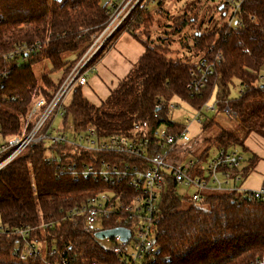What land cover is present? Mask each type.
I'll list each match as a JSON object with an SVG mask.
<instances>
[{"label": "trees", "instance_id": "obj_1", "mask_svg": "<svg viewBox=\"0 0 264 264\" xmlns=\"http://www.w3.org/2000/svg\"><path fill=\"white\" fill-rule=\"evenodd\" d=\"M163 1H158L157 10ZM225 7L223 2L216 6L220 17L224 16ZM106 11L100 0H0L2 137L20 132L36 100L52 97L105 29ZM154 13L138 6L102 43L90 66L124 33L140 42L144 52L99 104L84 97L83 86L75 87L66 105L63 124L70 117L76 132L94 128L100 136L128 134L142 122L147 123L149 134L161 125L179 133L185 125L171 121L168 110L171 100L178 98L196 111L214 98V110L222 113L228 107L235 114L233 121L242 135L224 129L214 119L203 118L201 130L217 132L206 140L208 147L195 157L196 167L191 174H198V167L210 156V148L238 147L244 160L238 170L230 173L244 181L258 162L255 155L248 153L244 142L251 134L264 139V79L260 77L264 69V0H244L237 12V22L230 28L228 23H221L203 33L200 30L190 33L188 39L201 56L195 63L174 62L167 55L168 49L151 45L150 29L157 22ZM195 22V16L175 18L174 25L178 26L175 31L192 27ZM158 40L164 44L167 39ZM77 51L78 57L62 59L64 53ZM218 55L221 59L214 64L208 82L191 97L187 91L190 72L202 59L213 61ZM195 56H198L196 52L187 60ZM43 61L49 63L50 70L38 79L32 67ZM61 69L64 74L56 82L51 75ZM238 86L237 96L231 97ZM49 123L50 120L46 127ZM65 149V146H46L43 142L31 144L0 171L1 225L34 227L53 221L58 223L54 228L37 229L31 234L34 241L44 243L47 260L117 264V257L94 238L96 228L57 222L69 207L99 188L93 181H75L60 174L56 164L46 162L49 151ZM187 201L172 190L161 195L157 204V254L151 264H264V202L244 197L236 190L203 195L199 205ZM111 227L112 223H105L99 229ZM18 242L15 234L0 233V264H44L42 259L23 262L14 258L12 253ZM53 250L54 254L50 255Z\"/></svg>", "mask_w": 264, "mask_h": 264}, {"label": "built area", "instance_id": "obj_2", "mask_svg": "<svg viewBox=\"0 0 264 264\" xmlns=\"http://www.w3.org/2000/svg\"><path fill=\"white\" fill-rule=\"evenodd\" d=\"M159 0H108L105 4L108 21L105 29L80 58L49 100L40 98L33 104L20 132L12 137L0 135V171L20 155L29 145L43 142L46 146H65L61 151H49L45 156L47 163L56 164L60 174L73 180H90L99 188L87 195L79 203L69 207L57 222L83 224L96 228V232L123 228L129 231L126 240L119 236L108 238L114 242L111 250L117 257V264H151L156 258L157 204L162 194L168 191L191 192L190 201L199 205L203 190H236L244 197L264 202V185L256 190H245L241 177L230 171L238 170L244 160L240 148H220L206 162L198 167V174H191L196 167V159L188 158L190 141L185 126L179 133L159 126L152 134L147 132L146 122L136 124L128 134L100 136L94 128L76 132L72 127L71 137L63 129H53V122L62 119L67 113L65 101L77 86H84L94 70L90 60L102 43L129 17L138 6L150 10ZM244 0H219L233 8L228 27L237 22V12ZM242 24L241 22L239 23ZM104 37L103 39H101ZM12 56L10 53L9 58ZM8 57V56H7ZM221 59L218 55L213 61L202 59L190 72L187 91L192 97L199 93L213 73V66ZM263 78V77H261ZM264 79V78H263ZM177 106L169 103L168 110ZM160 109L161 105H157ZM213 111V106H205ZM196 110L194 121L201 122L204 115ZM222 115L236 119L228 107ZM156 117V115H155ZM49 125L46 127L47 123ZM89 155L90 158L85 157ZM185 196V194L177 193ZM105 223L113 227L99 229ZM58 225L53 221L42 222L38 226L8 228L0 224V233L11 232L19 237L12 253L19 261L42 259L44 264H69L63 259L56 262L47 260L45 245L34 241L31 234L37 230H49ZM54 254V250L50 255ZM264 261V258H263ZM98 264V263H91Z\"/></svg>", "mask_w": 264, "mask_h": 264}, {"label": "rangeland", "instance_id": "obj_3", "mask_svg": "<svg viewBox=\"0 0 264 264\" xmlns=\"http://www.w3.org/2000/svg\"><path fill=\"white\" fill-rule=\"evenodd\" d=\"M108 0H100L101 4H106ZM219 4V0H164L161 8L157 10L155 4L150 5L149 9L153 11V16L157 20L156 24H154L150 30H152V44L151 45H161L163 48L169 50L168 56L174 61H180L184 63H195L199 60L200 53L197 52V48H193L188 39L190 33H193L197 30H200L202 33L208 30H211V27L216 24L228 23L232 19L233 8L230 5H226L224 8V16L220 17L218 11H216V6ZM156 8V9H155ZM157 10V12H156ZM191 16L196 17V22L194 25L186 26L182 30L176 32L175 29L178 26L174 25V19L180 17H184L185 19H189ZM100 36V35H99ZM97 36V37H99ZM96 37V38H97ZM142 38V35H140ZM95 38V39H96ZM102 37L101 39H103ZM158 39H167L164 44H161L162 41ZM182 43H186V46H183ZM196 52L198 56L191 57L189 60V56ZM86 53V52H85ZM80 54L79 51L73 53H64L62 55V59L64 61L76 58ZM83 56H81L82 58ZM94 57V56H93ZM92 57V58H93ZM33 72L36 78L40 79L41 75L45 71L50 70V65L48 62L43 61L39 64L33 65ZM63 70H58L55 73H52V78L58 82L61 75H63ZM264 78V69L261 71V76ZM233 89L231 92V97L237 96V90ZM70 100V95L68 96L65 104L67 105ZM171 103L176 105L175 109L170 111V119L171 121L185 125L188 130V137L190 141L187 143L186 147L189 149L188 158H195L198 156L203 150L208 147L207 139L214 136L216 134V129H211L208 132H203L201 130L202 123L194 121V117L196 116V111L190 108L187 104L179 100L178 98H174L171 100ZM214 105V98L210 100L207 106ZM204 115V119H214V121L219 122L221 127L227 129L229 131L237 133L239 136L242 134L235 124V119H227V117L223 116L222 113L217 112L216 110L207 111L205 108L202 110ZM165 126V125H161ZM166 127V126H165ZM53 129H63L68 137H71L72 134V121L71 118L68 117L65 127L62 126V119L57 118L52 125ZM237 128V130H236ZM216 152L214 147L210 148V156H212ZM250 153V152H248ZM209 156V157H210ZM247 157V154H245ZM193 190H188L184 192L182 189H179L177 193L185 194L187 198V203L189 202L191 192ZM222 190H203L201 195H207L211 193H221ZM1 224V222H0ZM95 228H98L96 226ZM98 244L104 249L111 250L114 246V242L108 238H104L101 240H97Z\"/></svg>", "mask_w": 264, "mask_h": 264}, {"label": "crops", "instance_id": "obj_4", "mask_svg": "<svg viewBox=\"0 0 264 264\" xmlns=\"http://www.w3.org/2000/svg\"><path fill=\"white\" fill-rule=\"evenodd\" d=\"M144 48L133 36L122 34L114 45L93 65L87 83L82 87L83 95L93 104H99L113 90L143 54ZM244 146L255 155L258 162L247 179L242 181L245 190H256L264 185V139L251 134ZM215 153V152H214Z\"/></svg>", "mask_w": 264, "mask_h": 264}, {"label": "water", "instance_id": "obj_5", "mask_svg": "<svg viewBox=\"0 0 264 264\" xmlns=\"http://www.w3.org/2000/svg\"><path fill=\"white\" fill-rule=\"evenodd\" d=\"M221 10V8L219 9ZM129 231L123 228H114L110 230L98 231L94 233V238L96 240H101L104 238H112L119 236L122 240H126L129 236Z\"/></svg>", "mask_w": 264, "mask_h": 264}]
</instances>
